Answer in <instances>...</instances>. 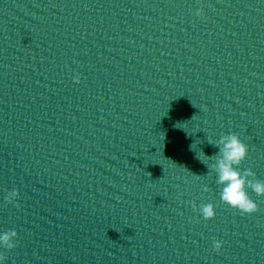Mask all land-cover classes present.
Here are the masks:
<instances>
[{
	"label": "clouds",
	"instance_id": "clouds-1",
	"mask_svg": "<svg viewBox=\"0 0 264 264\" xmlns=\"http://www.w3.org/2000/svg\"><path fill=\"white\" fill-rule=\"evenodd\" d=\"M196 15H202V9H198ZM76 83L80 82L79 75L74 78ZM209 143L216 146L219 151L210 159L213 163L208 164L209 170L216 174V183L221 186L220 199L229 207L236 209L242 215H252L258 211L257 203L249 196L248 189H251L257 196H264V181L256 179V174L251 169L240 170V165L247 159L249 148L236 133L222 135L219 140ZM203 162V161H202ZM204 191H208L204 186ZM19 196V191L13 189L8 192L5 200L13 204ZM195 208V205H193ZM199 213L204 220L215 216V208L212 203L200 206ZM18 233L9 230L0 233V246L7 249L16 247L15 238ZM223 241H214V250L219 252L222 249ZM6 257L0 255V264H3Z\"/></svg>",
	"mask_w": 264,
	"mask_h": 264
}]
</instances>
